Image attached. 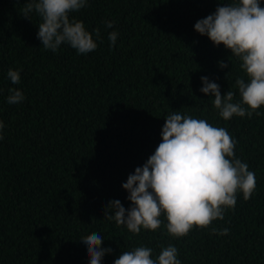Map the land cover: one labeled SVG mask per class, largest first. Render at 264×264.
Listing matches in <instances>:
<instances>
[{
	"label": "trees",
	"instance_id": "16d2710c",
	"mask_svg": "<svg viewBox=\"0 0 264 264\" xmlns=\"http://www.w3.org/2000/svg\"><path fill=\"white\" fill-rule=\"evenodd\" d=\"M220 2L88 0L70 18L83 22L97 48L79 54L68 44L43 47L40 17L23 16L27 0H0V264H89L81 238L93 232L112 249L101 264L141 245L155 258L169 244L181 264H264V105L259 115L224 120L214 97L200 91L206 76L222 96L231 90L240 100L241 61L194 30ZM10 89L24 100L10 105ZM173 111L227 129L256 186L247 200L238 192L222 220L184 237L167 233L163 214L159 229L133 234L106 220L105 208L110 200L131 207L122 184L154 153Z\"/></svg>",
	"mask_w": 264,
	"mask_h": 264
},
{
	"label": "clouds",
	"instance_id": "9594fccd",
	"mask_svg": "<svg viewBox=\"0 0 264 264\" xmlns=\"http://www.w3.org/2000/svg\"><path fill=\"white\" fill-rule=\"evenodd\" d=\"M88 0H27L23 16L31 19L37 14V38L45 49L56 52L68 44L79 54L97 48L93 34L82 21L70 18L79 12ZM114 21H105L111 29ZM194 30L207 36L214 45H223L240 63L245 76L237 77L235 87L240 100L234 102L236 93L229 90L223 96L220 86L201 77L200 91L214 97L212 103L219 116L230 120L233 116L249 118L264 105V7L261 0H230L220 2L213 14L198 20ZM100 38V29H95ZM109 41L115 45L117 32H110ZM220 68L228 64L219 61ZM7 76L13 84L20 82L18 71L11 68ZM227 76V73H226ZM246 77V79H245ZM7 102L18 104L24 100L18 89H10ZM247 106V107H245ZM4 124L0 121V130ZM162 140L145 164L129 174L122 187L129 193L131 207L125 209L119 200H110L105 208V219L124 225L133 234L141 229L155 231L161 227L163 214L167 220V233L181 238L194 228H207L214 220L223 219L227 209L234 208L237 194L249 199L255 189V173L247 163L235 157V144L227 129L214 127L206 119H197L173 111L165 118L161 130ZM3 136L0 135V140ZM215 232L216 230L213 229ZM224 229L222 235L227 234ZM87 248L89 264H101L111 248H102L103 237L93 232L81 238ZM114 264H181L178 249L169 244L161 246L153 258V249L138 246L123 251Z\"/></svg>",
	"mask_w": 264,
	"mask_h": 264
}]
</instances>
